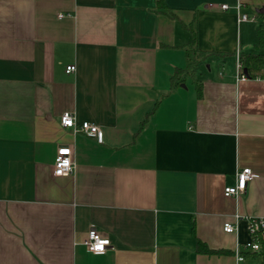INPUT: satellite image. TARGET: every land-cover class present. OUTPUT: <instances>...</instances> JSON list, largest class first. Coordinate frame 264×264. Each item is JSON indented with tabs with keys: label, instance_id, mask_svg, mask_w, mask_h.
<instances>
[{
	"label": "crops",
	"instance_id": "crops-1",
	"mask_svg": "<svg viewBox=\"0 0 264 264\" xmlns=\"http://www.w3.org/2000/svg\"><path fill=\"white\" fill-rule=\"evenodd\" d=\"M165 2L178 19L157 0H0V264H263L235 250L264 219V77L237 68L264 0ZM191 25L197 50L230 55L171 89ZM65 112L103 142L64 128ZM62 147L76 170L56 177ZM244 168L257 177L225 196ZM91 230L112 241L105 254L83 245Z\"/></svg>",
	"mask_w": 264,
	"mask_h": 264
},
{
	"label": "built area",
	"instance_id": "built-area-1",
	"mask_svg": "<svg viewBox=\"0 0 264 264\" xmlns=\"http://www.w3.org/2000/svg\"><path fill=\"white\" fill-rule=\"evenodd\" d=\"M227 5L221 6L222 9H227ZM63 17V15H60ZM243 21L248 20L247 16H242ZM237 68L239 78H247L242 73V66L240 62V57L237 59ZM67 73H73L76 71L75 65H70L67 67ZM61 124L64 128L72 130L74 134L82 133L87 136L96 138L98 142H103V130L102 128L90 121L78 122L75 113L65 112L61 116ZM76 170V163L73 157V152L69 147H62L58 150L54 165L53 173L56 177L69 176L73 174ZM257 175L253 173L252 169L244 168L237 172L236 184L234 186L226 187L224 194L227 197H240L243 195L248 187L250 181L256 178ZM239 216H235L234 220L227 221L224 224V231L227 233H234L238 230ZM248 232L251 236L250 241L242 244L235 250V256L239 262L244 260V253L246 252H259L261 247L259 243L255 242V236L259 233L264 235V219L262 218H252L249 221ZM88 252L96 255L105 254L109 249L112 248V241L108 237L102 236L97 230H91L88 237L83 242Z\"/></svg>",
	"mask_w": 264,
	"mask_h": 264
},
{
	"label": "trees",
	"instance_id": "trees-1",
	"mask_svg": "<svg viewBox=\"0 0 264 264\" xmlns=\"http://www.w3.org/2000/svg\"><path fill=\"white\" fill-rule=\"evenodd\" d=\"M157 7L160 13H163L170 17L171 19H178L173 11L167 6L165 0H157ZM257 17L261 19V25L257 30V44L255 45V51L249 53H242L240 56V62L242 66V73L250 78L255 79L258 77H264V11H259L257 13ZM190 29L194 36V41L190 45V47L186 50V60L187 66L186 68H176L173 76L171 77V89H174L184 83L182 77L187 74L191 70H196L198 65L205 62L208 58L213 56L218 57H227L230 54L210 51V52H202L195 48V43L197 41V32L194 30L192 25ZM246 71V73H245ZM197 95L201 96L200 85L196 84ZM147 122V118L141 123L139 131H142L145 124ZM255 242L259 243L261 249L256 254L262 258V262L264 264V235L258 234L255 236ZM197 252L201 254H220L223 251L220 250H212L205 243L200 240L197 241ZM246 254V253H245Z\"/></svg>",
	"mask_w": 264,
	"mask_h": 264
},
{
	"label": "rangeland",
	"instance_id": "rangeland-1",
	"mask_svg": "<svg viewBox=\"0 0 264 264\" xmlns=\"http://www.w3.org/2000/svg\"><path fill=\"white\" fill-rule=\"evenodd\" d=\"M197 78H199V75L197 76ZM186 84L188 85L190 91L194 89V87H193V86H194V84H193V79H192L191 76H188V77L186 78ZM184 86H185V85H184Z\"/></svg>",
	"mask_w": 264,
	"mask_h": 264
},
{
	"label": "water",
	"instance_id": "water-1",
	"mask_svg": "<svg viewBox=\"0 0 264 264\" xmlns=\"http://www.w3.org/2000/svg\"><path fill=\"white\" fill-rule=\"evenodd\" d=\"M245 73H246V71H245Z\"/></svg>",
	"mask_w": 264,
	"mask_h": 264
}]
</instances>
